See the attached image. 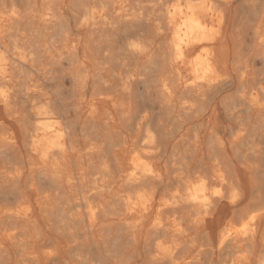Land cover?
<instances>
[{"label":"bare ground","instance_id":"6f19581e","mask_svg":"<svg viewBox=\"0 0 264 264\" xmlns=\"http://www.w3.org/2000/svg\"><path fill=\"white\" fill-rule=\"evenodd\" d=\"M0 264H264V0H0Z\"/></svg>","mask_w":264,"mask_h":264}]
</instances>
